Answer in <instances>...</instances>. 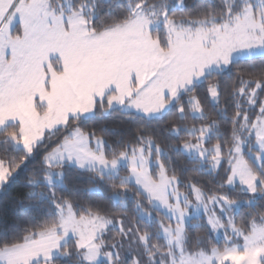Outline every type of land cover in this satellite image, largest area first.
Instances as JSON below:
<instances>
[{
    "label": "snow or ice",
    "instance_id": "obj_1",
    "mask_svg": "<svg viewBox=\"0 0 264 264\" xmlns=\"http://www.w3.org/2000/svg\"><path fill=\"white\" fill-rule=\"evenodd\" d=\"M0 264H264V0H0Z\"/></svg>",
    "mask_w": 264,
    "mask_h": 264
},
{
    "label": "trees",
    "instance_id": "obj_2",
    "mask_svg": "<svg viewBox=\"0 0 264 264\" xmlns=\"http://www.w3.org/2000/svg\"><path fill=\"white\" fill-rule=\"evenodd\" d=\"M18 188H19V184H17L16 186H14V188L11 190V195H14L15 194V192H16V190H18Z\"/></svg>",
    "mask_w": 264,
    "mask_h": 264
}]
</instances>
